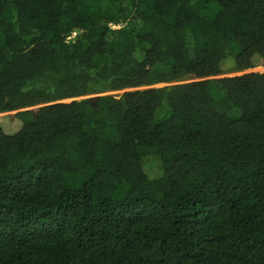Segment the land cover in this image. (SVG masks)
<instances>
[{
  "label": "trees",
  "instance_id": "obj_1",
  "mask_svg": "<svg viewBox=\"0 0 264 264\" xmlns=\"http://www.w3.org/2000/svg\"><path fill=\"white\" fill-rule=\"evenodd\" d=\"M259 66L264 0H0V264H264Z\"/></svg>",
  "mask_w": 264,
  "mask_h": 264
},
{
  "label": "rangeland",
  "instance_id": "obj_2",
  "mask_svg": "<svg viewBox=\"0 0 264 264\" xmlns=\"http://www.w3.org/2000/svg\"><path fill=\"white\" fill-rule=\"evenodd\" d=\"M118 28H121V26L117 25L113 27V29H118ZM253 72L254 73H264V67L263 66L256 67L254 68ZM171 84H158L155 86V88H162V87H166ZM70 101L71 100H66L63 102H70ZM0 123L2 127L4 128V130L9 134L17 132L21 126L19 119H17V112H9V113L0 114Z\"/></svg>",
  "mask_w": 264,
  "mask_h": 264
},
{
  "label": "water",
  "instance_id": "obj_3",
  "mask_svg": "<svg viewBox=\"0 0 264 264\" xmlns=\"http://www.w3.org/2000/svg\"><path fill=\"white\" fill-rule=\"evenodd\" d=\"M253 70L254 69H249L247 71H244V72H240V73H236V74H231V75H225V76H235V75H243V74H246V73H253ZM223 76V77H225ZM155 87V86H154ZM153 88V87H151ZM134 89H127V90H123V91H117V92H110V93H106V94H99V95H92V96H86V97H82V98H75V99H70L71 101H78V100H82V99H87V98H98L100 96H103V95H121L125 92H128V91H133ZM70 101V102H71ZM39 107H42V106H38V107H35V108H39ZM35 108H30V109H26L27 111H31ZM24 111V110H22ZM20 111H17V113H19Z\"/></svg>",
  "mask_w": 264,
  "mask_h": 264
},
{
  "label": "built area",
  "instance_id": "obj_4",
  "mask_svg": "<svg viewBox=\"0 0 264 264\" xmlns=\"http://www.w3.org/2000/svg\"><path fill=\"white\" fill-rule=\"evenodd\" d=\"M76 35H77V33H73L72 36H70L68 39L71 40V39L75 38Z\"/></svg>",
  "mask_w": 264,
  "mask_h": 264
}]
</instances>
